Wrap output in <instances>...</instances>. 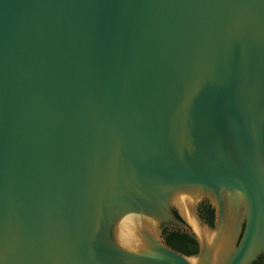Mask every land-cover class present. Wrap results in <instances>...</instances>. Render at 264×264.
Listing matches in <instances>:
<instances>
[{
	"label": "water",
	"instance_id": "1",
	"mask_svg": "<svg viewBox=\"0 0 264 264\" xmlns=\"http://www.w3.org/2000/svg\"><path fill=\"white\" fill-rule=\"evenodd\" d=\"M261 256L264 0H0V264Z\"/></svg>",
	"mask_w": 264,
	"mask_h": 264
},
{
	"label": "trees",
	"instance_id": "2",
	"mask_svg": "<svg viewBox=\"0 0 264 264\" xmlns=\"http://www.w3.org/2000/svg\"><path fill=\"white\" fill-rule=\"evenodd\" d=\"M204 205V204H203ZM176 217L181 220L178 214L175 212ZM205 221L213 227L214 215L212 210L207 205H204V211L202 213ZM166 238V244L174 251L188 257L196 256L198 254V243L188 234L187 232L177 229V230H166L164 232Z\"/></svg>",
	"mask_w": 264,
	"mask_h": 264
},
{
	"label": "flooded vegetation",
	"instance_id": "3",
	"mask_svg": "<svg viewBox=\"0 0 264 264\" xmlns=\"http://www.w3.org/2000/svg\"><path fill=\"white\" fill-rule=\"evenodd\" d=\"M207 205L209 208H210V210H212V212H213V215H214V221H215V210H214V208L208 203V202H203L201 205H200V207H199V215H200V217H201V219L203 220V222L206 224V225H208L209 227H211L206 221H205V219L203 218V215H202V213H203V211H204V205ZM213 226H214V223H213ZM212 228V227H211ZM191 236V235H190ZM194 238V237H193ZM198 243V242H197ZM198 252H199V245H198ZM253 264H264V256H261L256 262H254Z\"/></svg>",
	"mask_w": 264,
	"mask_h": 264
}]
</instances>
